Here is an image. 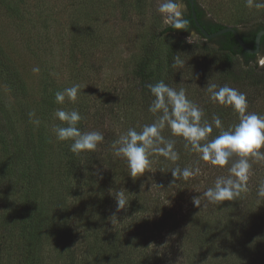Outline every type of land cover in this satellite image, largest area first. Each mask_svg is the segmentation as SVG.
<instances>
[{"label":"trees","instance_id":"trees-1","mask_svg":"<svg viewBox=\"0 0 264 264\" xmlns=\"http://www.w3.org/2000/svg\"><path fill=\"white\" fill-rule=\"evenodd\" d=\"M193 1L196 19L208 34L225 27L214 22L198 0ZM186 6L188 12L181 17L187 21L185 29L168 25L161 32L143 36L127 100L115 103L117 106L108 111L107 107L98 109L95 120L104 141L96 151L73 154L71 141H64L65 154L47 159V151H53L47 140L49 133L40 126L34 135L30 128L19 132L2 118L4 166L16 169L21 164L20 173L31 174L36 183L28 197L31 204L20 201L11 205L10 211L23 220L20 246L24 264H264V197L257 195L259 187H248L249 191L234 201L222 204L209 203L203 195L217 178L229 176L228 167L237 157L224 168L213 166L190 145L186 148V141L173 136L168 127L162 135L175 141L177 161L152 155L150 169L132 178L126 160L114 154L118 135L130 128L139 132L156 120L149 112L154 99L150 84L162 80L177 91L183 88L187 98L203 111L202 120L210 123L215 116L221 121L230 119L234 111L210 99L208 84L217 88L227 85L243 93L240 88L247 80L246 88L253 89V94L264 81V68L257 66L256 55L245 53L230 33L204 39ZM260 14L264 17V8ZM255 20L250 14L242 24ZM261 30L264 25L246 34L239 32V36L253 49L255 35ZM192 32L199 43L187 44L175 38ZM259 48L263 53L264 36ZM18 69L0 60V76L14 93L24 90ZM0 114H4L1 103ZM115 126L119 127L117 136ZM222 128L213 127L208 139L220 135ZM177 167L189 168L193 175L174 180L171 171ZM62 173L63 179L67 178L63 186ZM47 186L48 197L42 191ZM119 191L126 201L121 210H117L115 199ZM197 197L200 199L194 202ZM17 206L23 209L15 210Z\"/></svg>","mask_w":264,"mask_h":264},{"label":"rangeland","instance_id":"rangeland-1","mask_svg":"<svg viewBox=\"0 0 264 264\" xmlns=\"http://www.w3.org/2000/svg\"><path fill=\"white\" fill-rule=\"evenodd\" d=\"M198 1L214 22L236 28L240 33L246 34L264 25L260 14L264 7H255L261 0H253L252 7H248V0ZM162 2L0 0V60L17 65L24 85L22 93H14L0 76V103L4 110V114H0V125L10 122L19 132L30 128L33 135L40 126L49 133L47 140L53 150L51 154L47 151V159L65 154L61 144L64 141L58 140L54 131L55 127L62 126L55 117L57 109L78 111L83 122L78 128L85 130L82 132L101 133V126L95 120L98 109L107 107L108 111L117 106L115 103L127 100L135 82L133 69L141 56L143 36L156 34L171 25L167 15L159 11ZM177 3L182 17L188 12L186 3L182 0ZM250 14L256 16V20L243 25ZM175 38L187 44L199 43L193 33ZM255 62L259 68H264V52L261 62ZM73 85L80 87L76 101L66 97L63 104L56 103V92ZM243 85L240 89L248 100V112L264 116V81L258 83L253 94V89L246 88L249 81L244 80ZM231 116L222 121V131L239 123L238 113L233 112ZM213 118L210 123L215 127ZM117 131L119 127L115 126V136ZM3 145L0 143V264H24L20 246L23 220L20 214L12 215L10 211L13 210L11 205H19L20 201L27 200L31 204L28 197L32 196L31 189L36 183L31 174L20 173L21 164L16 169L4 166ZM262 161L250 160L247 188L259 187L264 182ZM62 181L66 184L63 173V186ZM44 190L43 196L48 197V186ZM21 209L23 207L17 206L15 210ZM10 232L13 233L11 238Z\"/></svg>","mask_w":264,"mask_h":264},{"label":"clouds","instance_id":"clouds-1","mask_svg":"<svg viewBox=\"0 0 264 264\" xmlns=\"http://www.w3.org/2000/svg\"><path fill=\"white\" fill-rule=\"evenodd\" d=\"M252 6L253 0H248V7ZM255 7H264V0L256 3ZM159 11L167 15L172 28L176 30L186 28L187 21L181 18L177 0H163ZM149 89L154 97L149 106V112L157 116L156 120L145 125L139 132L134 128L128 129L113 144L114 154L126 160L130 176L132 178L143 176L151 167L150 156L152 155L162 156L172 162L179 159V153L174 147L175 141L165 139L162 135V130L168 127L173 136L186 141V148L190 145L192 151L199 153L201 159L210 162L213 166L224 168L229 165L234 156L238 158L228 167L229 176L217 178L214 187L204 192L203 195L209 203L222 204L225 201H234L242 192H246L251 170L250 160H264V150H262L264 149V116L248 112L245 94L227 85L219 88L215 84L206 86L213 102L231 107L240 116L238 124L209 140L213 124L202 120L203 111L187 98L183 88L177 91L161 80L150 84ZM79 92V85H73L56 92L55 101L63 104L67 97L74 102ZM55 117L62 124L54 128L56 137L60 141H71L69 150L73 154L94 152L104 141L102 133L82 132L78 128L82 116L76 110L57 109ZM213 123L216 128H222L219 116L213 118ZM171 173L174 180L187 179L193 175L191 169L179 167L173 169ZM257 195L264 197V182L259 185ZM115 199L117 210L125 209L126 201L122 191L116 193ZM199 199L200 197L195 198L194 202Z\"/></svg>","mask_w":264,"mask_h":264},{"label":"water","instance_id":"water-1","mask_svg":"<svg viewBox=\"0 0 264 264\" xmlns=\"http://www.w3.org/2000/svg\"><path fill=\"white\" fill-rule=\"evenodd\" d=\"M183 2H186L189 6V11L191 13V18L193 20L194 23V27L197 29V31L200 33V35H202V37L206 40H213L216 37L223 35L225 33H230L232 34V36L234 37V40L236 41V43L238 44V46L247 54L250 55H256L255 57V61H259L261 62V57H262V53L260 54V48H259V43H260V39L262 36H264V30L259 31L254 38V48L250 49L248 48L243 41L241 40L240 36H239V31L236 28L233 27H224L223 29L212 33V34H208L203 27L200 25V23L197 21L196 16H195V11H194V1L193 0H182ZM193 34H195L194 32H192Z\"/></svg>","mask_w":264,"mask_h":264}]
</instances>
